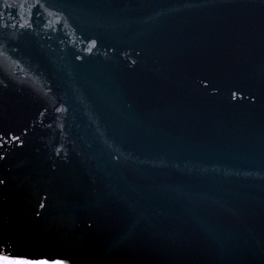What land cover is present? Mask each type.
<instances>
[{
	"label": "water",
	"instance_id": "1",
	"mask_svg": "<svg viewBox=\"0 0 264 264\" xmlns=\"http://www.w3.org/2000/svg\"><path fill=\"white\" fill-rule=\"evenodd\" d=\"M0 252L264 264V0H0Z\"/></svg>",
	"mask_w": 264,
	"mask_h": 264
},
{
	"label": "snow or ice",
	"instance_id": "2",
	"mask_svg": "<svg viewBox=\"0 0 264 264\" xmlns=\"http://www.w3.org/2000/svg\"><path fill=\"white\" fill-rule=\"evenodd\" d=\"M24 25H21L23 27ZM95 42L93 41V44ZM0 264H67L61 259H49L47 255L28 256L21 254L7 255L0 252Z\"/></svg>",
	"mask_w": 264,
	"mask_h": 264
}]
</instances>
